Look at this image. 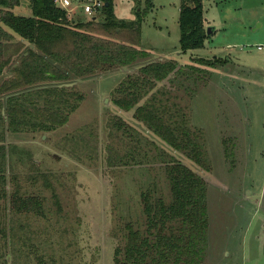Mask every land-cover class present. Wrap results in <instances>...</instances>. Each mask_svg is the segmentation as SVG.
<instances>
[{"label": "trees", "instance_id": "16d2710c", "mask_svg": "<svg viewBox=\"0 0 264 264\" xmlns=\"http://www.w3.org/2000/svg\"><path fill=\"white\" fill-rule=\"evenodd\" d=\"M28 1L30 15L17 11L21 0H0V264H58V258L37 247L39 231L30 226L41 218L51 226L45 191L51 192L57 213L62 210L55 174L40 168L31 153L25 156L13 137L48 135L69 120L85 94L56 82L134 67L149 61L151 53L141 47L142 15L117 18L113 0H107L101 20L74 25L53 0ZM179 28L181 53L204 45L201 0H182ZM198 59L206 66L225 64L216 57ZM194 71V66L184 70L176 59L150 60L110 91L118 107L133 110V119L170 148L159 146L121 115L109 118L118 148L108 144L105 166L119 174L139 170L145 175L136 180L134 197H112V264L205 263L207 179L197 170L210 172L205 131L192 124L178 94L156 87L171 75L190 81ZM93 154L99 159L97 148ZM59 223L57 218L54 225Z\"/></svg>", "mask_w": 264, "mask_h": 264}, {"label": "rangeland", "instance_id": "374dc122", "mask_svg": "<svg viewBox=\"0 0 264 264\" xmlns=\"http://www.w3.org/2000/svg\"><path fill=\"white\" fill-rule=\"evenodd\" d=\"M181 2L113 0L112 7L117 18L124 20L135 19L139 12L143 17L141 47L159 52L162 57L172 56L167 59H176L180 52ZM201 4L209 35L206 32L202 47L181 56L202 67L206 65L198 58L225 59V64L216 70V77L207 70L198 71L202 78L197 79L200 88L196 93L203 89L190 102L185 97L188 103L197 105L195 120L197 126L205 127L206 156L213 169L206 172L197 168L207 179L208 239L210 244L220 245L239 242L251 219L248 253H255L259 243L256 236L264 232L262 225L259 226V221H264V0H201ZM16 9L24 15L31 13L28 0H21ZM99 79V76L82 79L74 85L85 97L64 125L48 135L13 137L25 156L31 153L40 168L55 174L54 185L62 210L57 213L51 192L45 191V208L52 212L51 226L46 225L48 221L44 218L33 220L30 226L39 231L34 241L37 247L43 248L45 255L58 258V264H79L81 260L84 264H112L115 245L109 233L112 197L120 198L121 194L134 197L136 180L145 179L139 170L119 174L105 166L103 155L107 154L108 144L118 148L117 135L110 136L109 118L121 111L131 115L133 110H121L112 101L110 91L99 90ZM166 81L167 78L158 82L156 87H166ZM106 82L110 81L103 80L104 86ZM241 115L249 136L245 180L238 177L242 170L236 167L237 155L231 154L235 149H243L240 139L233 134ZM122 118L140 130L134 119ZM95 148L100 151L99 159L93 154ZM239 196L242 201L235 199ZM57 218L60 223L54 225ZM208 256L204 264L211 261ZM227 264L237 263L230 259Z\"/></svg>", "mask_w": 264, "mask_h": 264}, {"label": "crops", "instance_id": "0c3cea01", "mask_svg": "<svg viewBox=\"0 0 264 264\" xmlns=\"http://www.w3.org/2000/svg\"><path fill=\"white\" fill-rule=\"evenodd\" d=\"M150 53H151V56L149 57V59L155 58L154 60H156V57H157V59L158 58H163V59L166 58L167 59V58L172 57V56L162 57V55H160L159 52H150ZM174 58L180 60L179 61L180 66H183L184 70L188 71L189 66H194L195 67L194 75L192 76L190 81L186 80V78L182 77V76L175 77V76L171 75V76H169L167 78L166 87L171 89V90H173L176 94L179 95V97H178L179 103L181 105H183V106L186 105L188 107V111H189L188 113L190 115V120H191V122L193 121L192 122V124L194 123L193 125L197 126L196 120H195V119H197L196 114L198 112L197 111L198 110L197 105H195L194 103L193 104L188 103L186 101L185 97H188L189 98V102H190L191 99L194 100L195 97L197 96V94L199 93V91H201L203 89V88L200 89L198 91V93H196V91L200 88V86L198 87V85H196L197 79L198 78L199 79L202 78V77L200 78L199 73L197 74L196 71L198 72V71H202V69H204L205 72L207 70L208 72H211V73H209V74H211V76H215L216 77L217 71L220 68V66H205V65H203L205 67H202V65H199L196 61H192L191 58L189 60L185 59L184 56H181V52H179L177 54V57H174ZM145 62H147V61H143L141 63H145ZM133 68L134 69H132V71H125V70H123V68H119L120 71H113V74H111L112 73L111 72V73H109L107 75L100 76L101 77V79H99L100 80V85H98L99 86V90L103 89V90H106V91H111V88L115 87L125 77L124 73L133 72L134 70L138 69V68H136V66H134ZM122 71L124 73H122ZM103 80H109L110 82L109 83L106 82V86H104L103 85ZM192 83H195V84H193V86H191ZM181 84H184L185 87L190 85L191 89L185 90L184 86H182ZM205 85H206V83L204 85H202V87H204ZM219 86H221V85H219ZM189 91H191L190 94H188ZM219 91H221V90H219ZM228 100H230V99H228ZM121 113H122V111L119 112V115ZM121 116L122 117L124 116L127 120H131V121L133 120V113L131 115H127V113H126V115L121 114ZM214 120H216V122H217V120H218L217 114H215V119ZM134 123H135L136 127H137V125L139 126V128H140L139 131L140 132H142L146 136H149L151 138V140L155 141L159 146L164 147L167 151H170V148L167 145L163 144L157 137H155L154 135L149 133L142 125L140 126L139 123L136 122V121ZM235 123H237L238 127H235L233 129L234 130L233 134H234V136H235V138L237 140L240 139L239 143H241L243 145V149H240V151L239 150L237 151L235 149L234 153L232 151L231 154L237 155L236 156V158H237L236 167L240 171L242 170L241 175L239 174L238 177L243 179V180H245L246 179V168H245V165H246V162H247V153H248L247 138L249 136H248L247 127H246L245 122H244V115H241V118L237 119ZM197 127H201L205 131V127L204 126L200 125V126H197ZM228 133L232 134L231 132H228ZM219 134H221V133H219ZM237 140H236V142H237ZM223 150H224V148L222 149V151ZM238 156H239V159H238ZM212 170L213 169L210 167V172H212ZM241 191L244 193V187H243V189H241ZM235 199L237 201H242L243 200L242 198H240V196H239V198H235ZM244 199H245V197H244ZM251 221L252 220L250 219L248 224H247V226H245V229L243 230V236H242V240L241 241L233 242L232 244L225 242V243H223L221 245L217 244V243H211V244L209 243V245H208V254H209L210 258H211V261L209 262V260H210L209 259V260H207V262L209 264H227V262L230 261V259H231L232 262H235L237 264H264V232L260 233V234H258V236H256L258 238L259 243L257 245L255 253H248V251H249V242H247V241H248V238H249V235H250L249 229H250ZM260 225H262V228H264V221L263 222L259 221V226ZM260 240H262V242H260ZM209 251H210V253H209ZM80 262L82 264H84L83 263L84 261L81 260Z\"/></svg>", "mask_w": 264, "mask_h": 264}, {"label": "built area", "instance_id": "2783aa9c", "mask_svg": "<svg viewBox=\"0 0 264 264\" xmlns=\"http://www.w3.org/2000/svg\"><path fill=\"white\" fill-rule=\"evenodd\" d=\"M53 3L63 11L67 23L74 25L78 22L101 20L107 0H53Z\"/></svg>", "mask_w": 264, "mask_h": 264}, {"label": "water", "instance_id": "95a60500", "mask_svg": "<svg viewBox=\"0 0 264 264\" xmlns=\"http://www.w3.org/2000/svg\"><path fill=\"white\" fill-rule=\"evenodd\" d=\"M108 3H106V5H107ZM209 30H210V28H208L207 29V34L209 35ZM147 62H149V61H147ZM147 62H145V63H141L140 65H137L136 66V68H141V67H143ZM123 68V70H125V71H132V69H133V67H129V66H124V67H122ZM12 72V70H9L7 73H4L2 76L3 77H6V76H8L10 73ZM83 80L81 79V78H77L76 80H74V81H68V82H56L55 84L56 85H58V86H60V87H62V86H67V87H71V86H74L76 83H78V82H82ZM3 113H4V111H3Z\"/></svg>", "mask_w": 264, "mask_h": 264}]
</instances>
